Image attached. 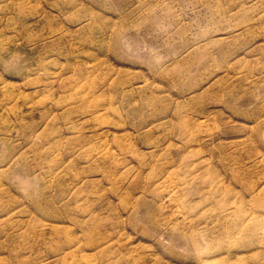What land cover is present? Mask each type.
Instances as JSON below:
<instances>
[{"label": "rangeland", "instance_id": "rangeland-1", "mask_svg": "<svg viewBox=\"0 0 264 264\" xmlns=\"http://www.w3.org/2000/svg\"><path fill=\"white\" fill-rule=\"evenodd\" d=\"M1 111L0 264H264V0H0Z\"/></svg>", "mask_w": 264, "mask_h": 264}, {"label": "bare ground", "instance_id": "bare-ground-1", "mask_svg": "<svg viewBox=\"0 0 264 264\" xmlns=\"http://www.w3.org/2000/svg\"><path fill=\"white\" fill-rule=\"evenodd\" d=\"M91 24H92L91 20H90V19H86L85 21L81 22L80 25H77V26H78V27H81V28H82V27H83V28H84V27H87V28H88L89 26H91ZM38 72H40V71H38ZM30 75H32V74H30ZM44 77H45V75H44ZM45 78H46V77H45ZM46 79H47V78H46ZM14 108H15V106H13L11 109L14 110ZM2 110H4V108H3ZM3 112H4V111H1V112H0V115L4 114ZM16 114H18V112H17ZM21 115H22V114H21ZM34 126H35V124H29V125L26 126V129H31V131L34 133V132H35V128H34ZM7 130L10 131V132H12L11 128H7ZM52 136H53V137H52V140L55 141L54 144H55V145L59 144V142H56V140H57V138H58V136H59V133L55 132V134H53ZM38 150H39V148H38ZM63 167H64V163H63V162H62L60 165H59V164L57 165V169H61V168H63ZM27 178L30 179V176H28ZM72 189H73V190H76L75 193H77L78 190H79V188L76 189V186H73ZM238 224L241 226L242 222H239ZM108 238H109V237H106V238H104V239H102V240H105V239H108ZM88 240H89V237H88ZM74 242H75V241L73 240L72 243H74Z\"/></svg>", "mask_w": 264, "mask_h": 264}]
</instances>
